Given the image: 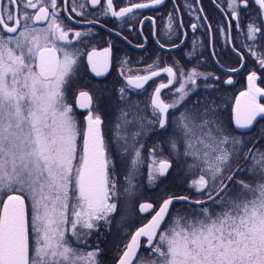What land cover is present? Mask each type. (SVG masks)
I'll use <instances>...</instances> for the list:
<instances>
[{
  "label": "snow or ice",
  "instance_id": "snow-or-ice-1",
  "mask_svg": "<svg viewBox=\"0 0 264 264\" xmlns=\"http://www.w3.org/2000/svg\"><path fill=\"white\" fill-rule=\"evenodd\" d=\"M170 3L158 33L144 10L166 0H0V264H264V0H209L218 21ZM187 29L238 66L194 38L183 63L125 72L117 40L171 53ZM117 63L119 87L96 82Z\"/></svg>",
  "mask_w": 264,
  "mask_h": 264
},
{
  "label": "flooded vegetation",
  "instance_id": "flooded-vegetation-1",
  "mask_svg": "<svg viewBox=\"0 0 264 264\" xmlns=\"http://www.w3.org/2000/svg\"><path fill=\"white\" fill-rule=\"evenodd\" d=\"M185 0H176L177 5L181 7V11L179 15H182L187 21L189 19L187 15V10L183 9V4ZM217 3H221V0H216ZM166 3L168 4L167 10H162L160 13H154L151 10H144L146 15L154 16L156 19V28L155 30L158 33H162L164 26L167 24V11L172 10V4L170 3V0H166ZM202 6L205 8L204 14H212L214 16L215 20H220L223 16V13L219 12L218 10L213 9V5L209 3V0H201ZM222 7H226V3L221 4ZM109 27H116L117 30L119 28L124 27L123 25H113L109 24ZM215 27V26H214ZM136 28H139V25H136ZM150 26L148 22H145V35H148V30ZM125 31H127V28H125ZM188 31V38L185 42V45H181L180 49H174L169 53L167 46L164 50H159V46L155 43V40L160 37H152L149 36L147 43L145 44L144 48H138L136 47L137 43H143L142 38H138L136 35V32L133 31L130 34V39L132 41L131 44L127 43L123 40H117L116 46L119 49V56L121 58H129L131 63L126 66L125 72L127 73L128 69H131L133 73L137 74H144V71L146 69V66L148 64L153 63V61L156 59V56L159 55L161 57V67L164 66L165 63H171L172 59L175 58L177 60H180L182 63L184 62V53L191 50V44L192 40L195 38L197 41H206L207 43V52L206 54H210L213 50V46H215V51L219 54L215 59H219L222 64L225 65V68L228 67H237L236 63V57L235 55L226 56L222 52L223 47V38L216 35L215 32L210 34L209 36L205 37L202 33V30L200 32H197L195 36H193L190 29H187ZM234 35V43L236 45H239L243 42L244 37L242 35L237 36L235 33ZM101 46H103L101 44ZM226 51V50H225ZM245 63L248 65L249 68H258V64L255 63L250 57L247 55L245 56ZM191 67V64L189 65ZM201 71H215L217 74H220V70L218 69V66H213V63H208L206 66L200 68ZM120 71L119 64H115L113 69L110 70V74H106V77H100V78H94L96 82L105 84L109 87H111L113 84L116 85V87L120 86V82H123V78L118 76V73ZM93 74L89 73V76H92ZM257 86L264 88V76L261 75L260 71H257ZM155 81V84H153V81H149V84L145 87L148 88V93L145 95L134 97L138 98L140 100H147L150 93L154 90L155 86H158L160 82H167L166 74L162 73L160 77L153 78ZM178 87V84L176 85ZM171 87V86H170ZM247 88V72H245L243 75L234 76V86L229 88L228 95L232 96L233 94L238 95L240 91H244ZM168 90H162V98H164L166 101L170 100L171 97L164 95V93H167ZM262 103H264V99L261 100ZM115 228V224L113 225V229Z\"/></svg>",
  "mask_w": 264,
  "mask_h": 264
},
{
  "label": "trees",
  "instance_id": "trees-1",
  "mask_svg": "<svg viewBox=\"0 0 264 264\" xmlns=\"http://www.w3.org/2000/svg\"><path fill=\"white\" fill-rule=\"evenodd\" d=\"M114 231H115V228H114Z\"/></svg>",
  "mask_w": 264,
  "mask_h": 264
},
{
  "label": "rangeland",
  "instance_id": "rangeland-1",
  "mask_svg": "<svg viewBox=\"0 0 264 264\" xmlns=\"http://www.w3.org/2000/svg\"><path fill=\"white\" fill-rule=\"evenodd\" d=\"M113 231H114V229H113Z\"/></svg>",
  "mask_w": 264,
  "mask_h": 264
}]
</instances>
